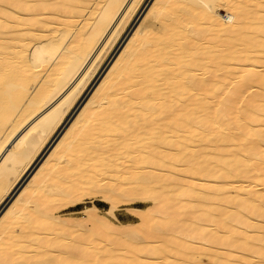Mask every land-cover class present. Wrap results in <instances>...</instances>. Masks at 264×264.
Instances as JSON below:
<instances>
[{"label": "bare ground", "instance_id": "1", "mask_svg": "<svg viewBox=\"0 0 264 264\" xmlns=\"http://www.w3.org/2000/svg\"><path fill=\"white\" fill-rule=\"evenodd\" d=\"M144 1L0 0V204ZM39 165L0 264H264V0H155ZM93 192L154 204L122 233L55 214Z\"/></svg>", "mask_w": 264, "mask_h": 264}, {"label": "rangeland", "instance_id": "2", "mask_svg": "<svg viewBox=\"0 0 264 264\" xmlns=\"http://www.w3.org/2000/svg\"><path fill=\"white\" fill-rule=\"evenodd\" d=\"M154 1L155 0L144 1L137 14L127 25L116 46L109 52V54L102 62L99 69L100 74L92 84L90 83L91 85L89 86L88 90L85 91L82 100L77 104L75 110L73 111V114L61 128L59 134L49 144V147L45 150L42 157L37 160L34 165L31 164L29 168L26 169V171L11 187L9 195L6 196L0 204V219L16 201L22 190L28 185L30 179H32L34 174H36V171L40 167L39 164L41 163V161L45 160L49 156V154L54 150L58 141L68 131L71 124L78 117L86 102H88L92 94H94V91H96L116 59L128 45V42L132 38L134 32L142 25L143 21L146 19L148 10L152 6ZM10 148L11 146H8V149ZM153 204L154 202L152 199L140 198L114 202L113 200L108 199L106 194L103 192H93L90 194L81 195L75 202L68 203L64 206L59 207L58 209H56L55 214L57 216H60V218H79L75 220H81L80 222L85 223L89 228L98 226L101 229L109 227L108 224L102 219L103 217H105L109 222L115 224V226H118L115 228L111 227L112 229L118 230L122 233V231L125 230L124 225L138 224L141 222L143 212L134 211L131 209L132 207L146 210L149 209ZM112 208L114 209V215L110 213V210ZM88 209H91V211H87ZM74 222L76 221L69 220V226H76Z\"/></svg>", "mask_w": 264, "mask_h": 264}]
</instances>
